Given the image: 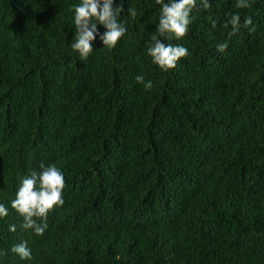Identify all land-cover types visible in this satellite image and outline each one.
<instances>
[{
    "label": "trees",
    "instance_id": "16d2710c",
    "mask_svg": "<svg viewBox=\"0 0 264 264\" xmlns=\"http://www.w3.org/2000/svg\"><path fill=\"white\" fill-rule=\"evenodd\" d=\"M80 2L0 0V264H264V0H198L179 40L159 36L155 0H114L127 32L87 59L70 47ZM237 12L253 24L229 39ZM152 36L189 55L161 70ZM42 163L65 203L36 235L11 201Z\"/></svg>",
    "mask_w": 264,
    "mask_h": 264
},
{
    "label": "clouds",
    "instance_id": "9594fccd",
    "mask_svg": "<svg viewBox=\"0 0 264 264\" xmlns=\"http://www.w3.org/2000/svg\"><path fill=\"white\" fill-rule=\"evenodd\" d=\"M160 5V15L156 31L160 37L165 39L175 38L177 40L185 37L189 32V26L193 23V9H198V0H155ZM210 0H199V7L207 11L211 8ZM249 0H237V8H249ZM74 11L75 35L70 47L79 54L81 59H87L93 52L92 42L99 37L103 45L114 48L117 42L127 32L125 22L119 19L124 8L118 4L114 5V0H81L77 5L72 6ZM129 15L135 19L137 11L134 8L128 9ZM209 23L215 28L217 21L209 15ZM97 24L103 25L106 31L101 34ZM253 24L251 17H245L241 23L239 12L231 14L223 27L231 26L229 39L238 33L241 28H249ZM255 31V28H250ZM217 50L224 53L228 47V40L219 43ZM147 54L152 58V62L161 70L168 71L177 66L181 58L189 55L186 47L171 43H163L156 36L151 37V43L147 48ZM137 83L142 84L145 90L153 88V82L145 80L140 74L135 77ZM66 181L63 172L55 164L45 166L40 165V170H33L25 177L15 198L11 201V207L22 218L19 227L23 230H32L36 235H43L48 224L46 222L48 213L55 207L63 206V189ZM8 209L0 204V217H6ZM9 230L15 232L17 225L9 226ZM12 252L17 254L22 260H31V249L26 241L13 245Z\"/></svg>",
    "mask_w": 264,
    "mask_h": 264
}]
</instances>
